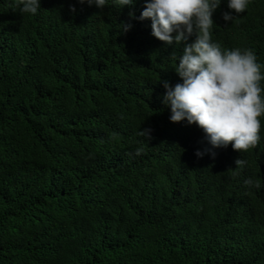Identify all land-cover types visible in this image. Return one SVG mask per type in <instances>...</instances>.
Instances as JSON below:
<instances>
[{"label": "trees", "instance_id": "16d2710c", "mask_svg": "<svg viewBox=\"0 0 264 264\" xmlns=\"http://www.w3.org/2000/svg\"><path fill=\"white\" fill-rule=\"evenodd\" d=\"M13 3L0 0V264H264V117L256 148L197 158L202 130L161 102L183 44L129 18L145 0H40L35 16ZM227 11L213 41L264 64V0ZM139 128L152 138L134 156Z\"/></svg>", "mask_w": 264, "mask_h": 264}, {"label": "clouds", "instance_id": "9594fccd", "mask_svg": "<svg viewBox=\"0 0 264 264\" xmlns=\"http://www.w3.org/2000/svg\"><path fill=\"white\" fill-rule=\"evenodd\" d=\"M110 2L121 10L131 9L136 0H77L100 10ZM249 3L250 0H226L232 11L224 12L223 20L232 22L236 15L245 12ZM220 4L221 0H145L138 17L131 11L128 13L130 19H150L151 35L164 44L176 47L183 44L182 54L173 57L172 68L181 82L171 85L164 81L161 102L170 111V122L184 121L202 130L209 147L197 150V158L205 153L215 158V150L229 144L234 151L248 152L262 139L264 64L258 61L253 49H226L213 41L212 17ZM12 7L32 16L42 9L40 0H14ZM70 11L75 12V6H70ZM119 25L122 32L133 26L130 22ZM137 135L143 138V143L135 148L134 156L144 154L152 138L150 128H139ZM247 164V160L238 158L234 169H243ZM243 184L247 188L261 187L251 177Z\"/></svg>", "mask_w": 264, "mask_h": 264}]
</instances>
